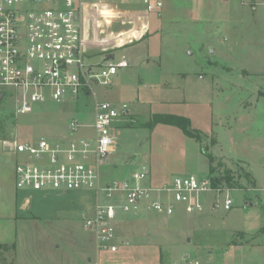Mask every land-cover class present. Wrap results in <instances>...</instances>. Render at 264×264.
<instances>
[{"label":"rangeland","instance_id":"1","mask_svg":"<svg viewBox=\"0 0 264 264\" xmlns=\"http://www.w3.org/2000/svg\"><path fill=\"white\" fill-rule=\"evenodd\" d=\"M162 2L160 12L149 14V22H138L136 29L145 25L141 32H127L133 25L126 18L124 24L120 19L110 25L102 23L96 37L92 24L86 28L91 42L86 46L88 63L111 54L115 62L122 56L130 59V66L118 70L111 86H95L94 96L49 102L18 116L13 114L11 101L1 100L0 138L59 142L62 136L91 137L92 130L84 126L70 135L68 123L75 118L80 124H92L95 101L127 104L130 116L114 130V149L101 168L103 179L125 178L141 165L149 167L151 184L185 175L204 179L209 163L201 149L216 151L213 166L220 163V172H249L259 189L244 178H235L239 186L224 189L229 191L232 209H211V201H222L226 192L203 195L202 212L186 213L176 204L172 216L158 215V230L170 237L174 247L195 252L196 256L190 254L184 260L264 264V229L260 231L264 227V0ZM130 7L132 12L142 10L140 5ZM102 14L111 16L107 11ZM143 33L140 40L120 44L124 38ZM162 114L188 118L190 128L200 132V141L172 125L149 126L154 115ZM67 196L72 198L32 200L38 217L29 221V228L24 230L22 225L15 246L0 248V264H93L89 251L95 244L82 220L91 215L94 196L89 190ZM156 216L144 209L120 212L117 228L131 229L142 218Z\"/></svg>","mask_w":264,"mask_h":264},{"label":"built area","instance_id":"2","mask_svg":"<svg viewBox=\"0 0 264 264\" xmlns=\"http://www.w3.org/2000/svg\"><path fill=\"white\" fill-rule=\"evenodd\" d=\"M132 5H140L142 10L132 12ZM162 7V0H0V95L13 103L16 116L49 102L61 104L94 96L95 86H111L118 70L128 68L130 61L122 56L116 62L114 58L88 63L86 46L91 42L86 28L92 24L96 37L102 23L110 25L120 19L124 24L126 18L133 25L127 32H141L145 25L136 29L138 22L160 12ZM104 11L111 16L105 17ZM143 36L144 33L139 37L133 34L118 43L123 45ZM129 110L127 104L95 101L92 124L83 125L74 118L67 125L70 135L83 126L90 127L91 137L62 136L59 142L44 138L2 141L16 156L17 190L94 193L93 212L83 218L82 225L98 252H115L123 243L116 226L120 212L137 213L142 208L169 217L180 204L186 213H199L205 209L203 195L224 192L222 201L211 202V209L233 208L229 191L224 190L228 188H214L208 175L204 179L178 176L168 183L151 184L149 167L141 165L125 178L104 180L101 168L113 150L114 130L130 116ZM181 264L199 262L183 260Z\"/></svg>","mask_w":264,"mask_h":264},{"label":"crops","instance_id":"3","mask_svg":"<svg viewBox=\"0 0 264 264\" xmlns=\"http://www.w3.org/2000/svg\"><path fill=\"white\" fill-rule=\"evenodd\" d=\"M147 21L149 22L148 19ZM193 75L201 79L207 78V76L198 75V73H193ZM83 97L89 96L86 95ZM3 140L5 139L0 138V245L8 247L15 245L22 225L25 230L29 228V221L38 217L37 208L35 204H32L33 199L36 197H38L37 199H42L44 196H50L55 201L64 198L69 199L72 196H67V193L72 192H37L40 196H33V194L27 193V191L17 190L14 184L16 156L13 151L2 145ZM219 151L217 152L218 154H220ZM117 168V166H113L114 170ZM252 181L257 186L254 175ZM92 194L94 196L93 192ZM95 203L96 198L94 196L93 205L89 207L90 212H93ZM249 206H251V203ZM140 211H143V209L141 208ZM156 215V217L142 218L144 219L143 222L137 223L138 226H136V223L134 225L132 224L131 229L124 228L120 230L117 228L119 241H123V243L118 245V249L115 252H98L96 249L90 250L89 257L92 258L93 264H181L184 259H188L191 256L190 254L195 255L193 250H185L186 248L179 249L170 243V237L166 236L165 232L158 230L161 222L157 218L158 214ZM234 246L240 247L241 245L236 244ZM253 246L255 245H250V247ZM15 252L18 254V250H15ZM232 264L242 263L232 262ZM250 264L257 263L252 260Z\"/></svg>","mask_w":264,"mask_h":264},{"label":"trees","instance_id":"4","mask_svg":"<svg viewBox=\"0 0 264 264\" xmlns=\"http://www.w3.org/2000/svg\"><path fill=\"white\" fill-rule=\"evenodd\" d=\"M157 123H162V124H167V125H172L177 128H179L184 135L188 136L189 138H193L196 141H200L201 136L200 132L198 130H194L190 128V121L188 118L183 117V116H177V115H172V114H162V115H154L149 123V126H152V124H157ZM206 148V147H205ZM202 148L201 152L206 155L208 158L209 162V168H208V177L211 180V185L214 188L218 187H226V188H235L238 185L237 182H235V178L241 179L244 178L249 184L254 185L249 172L243 171L242 169L241 173H233L231 170H224L223 172H220L218 169L222 167L220 163H217L216 166H213L214 162L216 161V158L214 157L213 153H207V149ZM264 227L260 229V231H263ZM15 246V245H12ZM1 247H7V246H2Z\"/></svg>","mask_w":264,"mask_h":264},{"label":"water","instance_id":"5","mask_svg":"<svg viewBox=\"0 0 264 264\" xmlns=\"http://www.w3.org/2000/svg\"><path fill=\"white\" fill-rule=\"evenodd\" d=\"M112 59H114V55H113V54L108 55V56H106V57L104 58V60H112ZM2 99H3V96L0 95V101H1ZM213 155H216V151H213Z\"/></svg>","mask_w":264,"mask_h":264},{"label":"flooded vegetation","instance_id":"6","mask_svg":"<svg viewBox=\"0 0 264 264\" xmlns=\"http://www.w3.org/2000/svg\"><path fill=\"white\" fill-rule=\"evenodd\" d=\"M104 59V58H103Z\"/></svg>","mask_w":264,"mask_h":264}]
</instances>
